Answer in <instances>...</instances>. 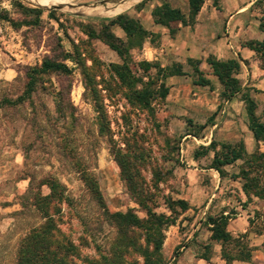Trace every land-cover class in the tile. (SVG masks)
Here are the masks:
<instances>
[{
  "label": "rangeland",
  "instance_id": "obj_1",
  "mask_svg": "<svg viewBox=\"0 0 264 264\" xmlns=\"http://www.w3.org/2000/svg\"><path fill=\"white\" fill-rule=\"evenodd\" d=\"M14 1L42 13L25 14ZM101 1L67 0V5L54 8L41 6L38 0H0V12L6 11L8 20H13L12 24L0 19V264H17L21 241L44 223L37 198L50 193L48 181L63 188L61 200L50 206L62 235L56 236L50 253L66 264H100L104 258L111 264H143L145 232L137 229L133 236H122L104 216L105 212L130 211L140 219L147 218L116 161L122 155L129 157L124 165L138 188L151 198L147 202L151 210L175 218L163 230L161 264H206L200 257L206 252L209 236L187 239L191 236L171 235L207 229L203 213L217 216L226 211L235 219L242 208L243 221L252 220L248 225L252 236L243 241L255 248L245 264H264V236H253L255 230H264V199L253 198L243 206L246 198L241 184L231 179L241 162L226 167L227 176L221 179L209 169L212 153L202 155L201 143L192 138L199 141L211 133L216 141L227 142L218 135L226 121L223 104L214 112L188 119L166 107V99L157 95L158 84L153 86L152 110L130 104L127 90L111 68L121 60L87 33L89 27L98 32L103 22L115 18L89 10ZM148 1L147 7L154 0ZM210 4L221 8V0H210ZM250 13L259 25V11L252 8ZM124 14L135 16L133 9ZM120 34L125 40L124 33ZM142 48L131 51L136 63L144 61ZM65 53L68 75H43L30 97L17 105L7 104L23 95L31 69L46 57L59 59ZM132 69L146 83L149 76L160 79L154 69ZM257 103L262 106L257 112L263 117L264 96ZM185 198H199V208L190 206L188 213H180L173 206L177 214H172L169 200ZM209 199L215 208L205 211L202 203ZM69 245L72 248L66 249ZM211 246L214 259L220 247ZM189 249L191 252L178 258ZM152 250L151 244L148 252Z\"/></svg>",
  "mask_w": 264,
  "mask_h": 264
},
{
  "label": "trees",
  "instance_id": "obj_2",
  "mask_svg": "<svg viewBox=\"0 0 264 264\" xmlns=\"http://www.w3.org/2000/svg\"><path fill=\"white\" fill-rule=\"evenodd\" d=\"M160 1H162L161 5L156 6L152 10L151 16L154 24L166 27L169 30L171 37L176 33V25L178 23L182 25H192L194 23L195 17L204 3V0H188L189 15L186 18L179 10L171 8L164 0ZM144 4L145 0L140 2L137 6H132L121 12L118 16H113L115 18L103 22L98 32L89 27L87 33L90 37L102 41L110 50L116 53L121 60V64H111V68L121 85L127 90L125 94L126 99L130 104L139 106L148 111L152 110L151 101L154 99L155 94L153 86L158 84L157 95L160 99L165 100L168 95V87L165 84V80L172 76H185L186 73L183 72L182 65L178 63H173L170 66L162 68L157 62L141 61L136 63L132 60L131 51L140 50L146 39H149L152 43L156 41L154 35L144 30L139 20L124 14L133 7L139 9ZM14 6L20 8L25 14L38 15L42 13L37 9L26 8L18 2H15ZM252 8H256L261 15L258 28L260 32L264 34V0H256L251 6V9ZM0 19H4L13 24V20H8L6 11L0 12ZM115 26L122 30L125 40L117 37L112 32V28ZM243 46L256 54L258 60L261 62V68L264 70V38L261 41L249 40L244 42ZM66 59V53L59 59L51 57L44 58L40 65L31 69L28 73V82L23 95L14 101L8 100L7 104L17 105L21 103L24 98L30 97V95L34 93L40 77L43 75L50 73L68 75L70 70L64 63ZM206 63L221 87L219 93L220 101L228 100L235 95H240V100L243 102L247 116L248 130L252 133L253 139L257 144L260 142L264 144V123L256 113L258 103L250 95V92H262L254 88L242 87L240 80L237 79V75L240 71V65L237 61H220L213 57H209ZM187 64L192 69V83L194 85L212 88L211 82L198 68L200 64L199 61L188 60ZM133 67H139L144 71L154 69L156 75L160 74V79L155 81L154 78L149 76L148 83H146L143 78L133 73ZM138 86H140V88H138ZM219 107H221V105L218 106V108ZM200 149L202 155L212 153L213 156L209 168L216 171L221 179L227 176L225 171L226 167L232 166L238 161L241 162L238 173L232 174L231 179L233 181H239L241 184V192L246 198L243 206L250 203L253 198L259 200L264 199V151H260L259 148H256L254 152L248 154L245 150L243 141L229 143L218 142L215 139H212L207 147L201 146ZM198 153L199 152L195 154V157H197ZM126 158L129 157L122 155L120 160L116 161L129 191L132 193L137 204L145 211L147 218L140 219L130 211L124 214H109L105 212L104 216L120 231L122 236H133L134 231L137 229L144 231L146 234L147 247L142 251V256L144 258L143 264H161L160 251L163 244V230L165 227L173 225L175 223V218L164 214H156L151 210L147 205V202H149L151 198L144 189L138 188L139 185L136 183L134 175L129 173L124 165V161L128 160ZM46 186L50 190V193L47 196H39L37 198V210L41 213L44 223L38 228L30 231L21 241L18 249L17 264H66L63 258H58L56 256V253H50L52 244L56 243V236H62L60 230H58L55 225L53 218L55 214L50 213V206H53L56 202L58 203L61 200V189L63 188L55 181L46 182ZM173 206H176L180 213H185L190 209L189 204L185 200H169L167 207L174 215L177 213L176 208ZM230 219L231 217L229 214H224L223 212L217 216H206L205 224L208 227L210 236L208 244L205 245L206 252L200 259L207 263L210 261L212 257L211 244L214 243L220 247V258L224 264H233L234 262L249 263L251 261L252 252L255 248L243 241L247 236L246 234L234 238L227 231V225ZM248 222L251 226L252 220H248ZM253 233L264 236V230H255ZM151 244L153 250L149 253L148 246ZM132 245V247L137 248L135 244L132 243ZM70 248H72L70 245L68 248L66 247V249ZM100 264L111 263L109 259L104 258V262Z\"/></svg>",
  "mask_w": 264,
  "mask_h": 264
},
{
  "label": "crops",
  "instance_id": "obj_3",
  "mask_svg": "<svg viewBox=\"0 0 264 264\" xmlns=\"http://www.w3.org/2000/svg\"><path fill=\"white\" fill-rule=\"evenodd\" d=\"M146 1L148 0H145V3ZM255 1L221 0V8L216 9L215 6L210 4V0H204L194 23L192 25L178 23L176 25L177 31L173 37L170 36L169 30L166 27L154 24L151 16L152 10L156 6H160L162 1L154 0L148 7L146 3L144 4L146 7L142 6L139 9H135L136 7L132 8L135 13L133 18L139 20L144 30L156 38L154 43L149 39L144 41L142 46L144 61L157 62L162 68L170 66L173 63H178L182 65V70L186 73L185 76H172L165 80V84L168 87L166 107H169L171 111L173 109L175 113H180L182 117L193 115V117L196 116L197 118V116H200L204 112H214L222 103L223 109L221 113L226 115V121L221 125L218 135L229 143L243 141L248 154L254 152L256 148L264 151V144L261 142L257 144L253 139L252 133L248 130L247 116L243 102L240 100V95L220 101L219 93L221 87L216 77L212 75L206 60L209 57H213L220 61H237L240 65L237 79L240 80L243 88H254L262 92H252V97L257 102L260 101V98L264 96V70L260 67L256 54L243 46V43L249 40L261 41L264 38L258 28L257 20L254 18L253 13H250L251 6ZM164 2L171 8L179 10L186 18L188 17V0H164ZM251 17L252 19H250ZM112 32L117 37L122 38L120 34L122 30L120 28L115 26ZM188 60L200 62L198 68L211 82L212 88L196 86L192 83V71L189 73L188 69L191 67L187 64ZM260 107L262 106L258 104L257 110ZM256 113L264 123V116L262 117L261 113L258 114L257 111ZM216 125H213L212 128H215ZM222 131L224 136L222 135ZM192 138L205 147L214 139L211 133H208V135L202 137L199 141L193 136ZM184 200L189 206H193L196 209L199 208V198L198 200L192 198L191 200L188 198ZM211 206L215 208L212 205V199H209L205 204L202 203V209L205 211H209ZM190 210L188 209L186 213ZM243 212H245L244 208L238 214H235V219H230L228 222L227 231L232 236H240L242 234L252 236L248 230L250 226L249 222L247 224L246 219L243 221ZM223 213L227 214L226 211H223ZM203 215L207 216L205 213ZM191 216L193 217V214ZM199 224L201 223L199 222ZM197 231L198 228H195L188 235L176 233L171 236H191L187 239H192V236H210L208 227L207 229ZM253 236L261 235L253 233ZM190 245L192 247L193 243ZM189 250L180 252L178 258H183L187 253L191 252ZM178 264L182 263L178 262ZM206 264H224L220 258V252L218 255H215L214 259L211 257L210 261L206 262ZM233 264L245 263L234 262Z\"/></svg>",
  "mask_w": 264,
  "mask_h": 264
},
{
  "label": "bare ground",
  "instance_id": "obj_4",
  "mask_svg": "<svg viewBox=\"0 0 264 264\" xmlns=\"http://www.w3.org/2000/svg\"><path fill=\"white\" fill-rule=\"evenodd\" d=\"M139 1L140 0H103L99 4L97 3V8L91 7L89 10H92L93 12L97 13L104 12L108 15L111 14L115 16L117 14L119 15V13L123 12L124 10L135 6ZM37 3L44 7L55 6L54 8H57L58 6L63 7L67 5V0H38ZM86 12L87 14L89 13L88 11Z\"/></svg>",
  "mask_w": 264,
  "mask_h": 264
},
{
  "label": "water",
  "instance_id": "obj_5",
  "mask_svg": "<svg viewBox=\"0 0 264 264\" xmlns=\"http://www.w3.org/2000/svg\"><path fill=\"white\" fill-rule=\"evenodd\" d=\"M141 1H143V0H141Z\"/></svg>",
  "mask_w": 264,
  "mask_h": 264
}]
</instances>
